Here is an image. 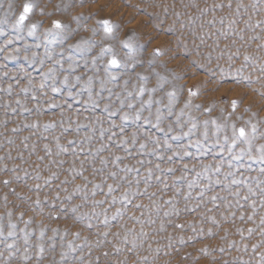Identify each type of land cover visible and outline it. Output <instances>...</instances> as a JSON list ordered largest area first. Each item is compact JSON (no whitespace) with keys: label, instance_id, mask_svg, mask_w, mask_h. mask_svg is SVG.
<instances>
[{"label":"rangeland","instance_id":"obj_1","mask_svg":"<svg viewBox=\"0 0 264 264\" xmlns=\"http://www.w3.org/2000/svg\"><path fill=\"white\" fill-rule=\"evenodd\" d=\"M262 221L264 0H0V264H264Z\"/></svg>","mask_w":264,"mask_h":264},{"label":"snow or ice","instance_id":"obj_2","mask_svg":"<svg viewBox=\"0 0 264 264\" xmlns=\"http://www.w3.org/2000/svg\"><path fill=\"white\" fill-rule=\"evenodd\" d=\"M29 10H30V6H29V5H25L24 10H23V13H21V15H20V17H19V20H20V21H22V20L25 18V17H24V14L27 13ZM18 22H19V21H18ZM105 24H107V22H105ZM110 63L113 64V65H115V64H117V61H116L115 59H113L112 61H110ZM190 94H194V93H191V91H190ZM234 103H235V102H234ZM126 118H127V117H125V119H126ZM239 131H240V135H241V136H244V135H245L243 129H240ZM110 175H112V176L114 177V176H115V173H111ZM97 187H98V186H97ZM109 191H112V186H111V185H109ZM213 199H215V197H213ZM245 199H246V197H245ZM262 222H264V221H262ZM10 235H11V233H10Z\"/></svg>","mask_w":264,"mask_h":264}]
</instances>
